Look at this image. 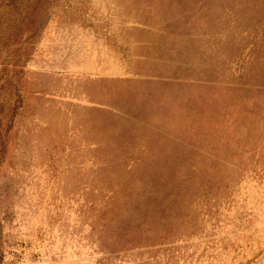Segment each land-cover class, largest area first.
I'll return each instance as SVG.
<instances>
[{
	"label": "rangeland",
	"instance_id": "374dc122",
	"mask_svg": "<svg viewBox=\"0 0 264 264\" xmlns=\"http://www.w3.org/2000/svg\"><path fill=\"white\" fill-rule=\"evenodd\" d=\"M0 264H264V0H0Z\"/></svg>",
	"mask_w": 264,
	"mask_h": 264
}]
</instances>
